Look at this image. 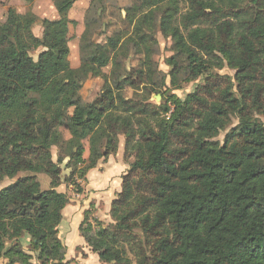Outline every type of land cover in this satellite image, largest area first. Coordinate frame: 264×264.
<instances>
[{
    "label": "trees",
    "instance_id": "trees-1",
    "mask_svg": "<svg viewBox=\"0 0 264 264\" xmlns=\"http://www.w3.org/2000/svg\"><path fill=\"white\" fill-rule=\"evenodd\" d=\"M76 1L53 0L59 18L42 21L41 37L32 33L33 14L10 8L0 23V183L30 172L0 189L4 264H35L17 242L23 233L40 264H66L58 226L69 198L57 188L80 191L78 180L116 151L120 134L124 155L134 159L121 174L111 223H91L86 210L78 227L100 261L264 264V123L257 117L264 113V0H140L125 8L132 32L122 42L117 34L92 47L85 21L73 68L66 29ZM157 12L159 31L173 42L167 75L153 60ZM128 42L142 60L120 75L116 55ZM37 47L44 50L34 59L29 50ZM109 64V82L84 102L82 76ZM225 66L232 79L212 73ZM182 69L204 83L151 104ZM138 84L140 99L123 97L125 85ZM232 116L237 123L225 131ZM63 164L71 169L64 179ZM38 173L49 177L46 189Z\"/></svg>",
    "mask_w": 264,
    "mask_h": 264
},
{
    "label": "rangeland",
    "instance_id": "rangeland-1",
    "mask_svg": "<svg viewBox=\"0 0 264 264\" xmlns=\"http://www.w3.org/2000/svg\"><path fill=\"white\" fill-rule=\"evenodd\" d=\"M140 0H103L101 8H89L91 0H77L72 8L68 12V19L70 22L67 24L66 34L68 38V46H69V56L68 60L70 66L76 68L80 64V39L81 34L84 31V23L88 21L91 25L90 28V41L92 47L97 44H105L111 36L120 35L123 36L121 38V42L127 36H131L132 26L127 23L125 19L126 12L125 8L138 2ZM182 8H184V4L181 2ZM12 8L18 14L27 15L33 14L35 16V21L32 25V33L36 37L42 36L43 23L42 21L47 20H55L59 18V15L55 9L53 0H0V23H4L7 18L8 10ZM160 12H157L156 16V26L154 29V36L157 39L158 45L155 47V53L153 56V60L156 64L158 71L161 74L167 75L171 68L166 64V60L174 54L173 50V42L169 37L163 36L159 31L158 20H159ZM121 44V43H120ZM44 50L43 47L32 48L29 50V55L34 59L37 58V55ZM113 53L110 51V55ZM142 56L140 53L135 51L133 45L128 42L127 46L123 48L122 51H119L116 55V59L119 62V74L125 72H130L133 69L139 68ZM182 67H184V59L180 61ZM111 65H107L102 69L93 71L88 70L81 79V89L80 94L84 102L90 103L94 101L102 92V89L105 83L109 79L105 81V77L110 73ZM212 73H219L221 76H229L231 79L234 76V70L225 66L221 69H213ZM203 78V77H202ZM198 78L196 80H187L183 69L177 74V78L175 83H171L169 77H166V83L162 88L160 93L152 94L149 98V102L155 106L162 105L166 99L174 100V98H182L187 92L193 90L197 85L203 84V79ZM119 79L121 77L119 76ZM142 85L131 86L125 85L122 90V95L126 99H137L139 94L142 92ZM172 109V107H171ZM165 115V114H164ZM257 117L264 123V113L258 114ZM237 123V118L232 116L228 121L226 126V130L228 131L232 126ZM224 133H221L218 136L219 140H222ZM64 137L67 138L68 134L64 132ZM85 152L84 158L86 159L88 156L87 142L84 141ZM57 154V149L54 147L52 149V157L55 160ZM110 158H114L117 161L121 162V173H124L128 170L129 164L134 159L133 156H125L124 155V135L118 136V146L116 151L110 156ZM65 159L64 162H66ZM108 157L106 160L102 161L100 166H103V163H107ZM81 166V165H79ZM82 165L81 167H83ZM62 167L61 178H66L70 173V168H65L64 164ZM94 169V168H92ZM95 174L96 171H91ZM100 172L99 177H95L93 179H88L86 181L88 189L95 190L94 188L100 183L104 184L108 183V189L112 188L116 182L119 181V176H114V170L111 172L103 171ZM30 174L28 171L19 172L14 178H5L0 183V189L11 182H13L16 178L22 177L24 175ZM114 176V177H113ZM38 181L40 183L41 189H46L49 185V177L43 173L37 174ZM83 178L81 181L80 191L76 190V186L68 185L66 186L64 183H61L58 186V190L65 191L67 194L69 201L67 203L66 208H69V205L75 206L76 210L72 207V212L66 211L64 217L58 226V235L61 238V241L65 248V261L66 264H106L100 259H96L89 255L90 249H88L84 240L80 237L78 233V223L82 221L83 211L87 208H91L94 213V206L96 207V214L103 220H105L104 225H108L111 223L109 215L106 211V207L103 205V202H100L99 198H93V202L88 203V197L83 195V189L85 190L86 185L83 182ZM97 183V184H95ZM80 185V184H79ZM76 212V214L74 213ZM78 218H77V216ZM81 217V218H80ZM84 217V214H83ZM110 220V221H109ZM109 221V222H108ZM60 227V228H59ZM72 235V237H70ZM77 239V240H76ZM76 240V241H75ZM17 242L20 244L21 248L30 254L31 261L35 264H40L39 261L35 259L36 253L33 251L32 245L30 243L29 237L23 233L18 239ZM66 242L68 246L66 245ZM79 246H74V245ZM82 244V245H80ZM81 248H84V251L79 253ZM76 251V252H75ZM97 255L96 253H93ZM7 260L5 258H0V264H4ZM47 264V263H46Z\"/></svg>",
    "mask_w": 264,
    "mask_h": 264
},
{
    "label": "crops",
    "instance_id": "crops-1",
    "mask_svg": "<svg viewBox=\"0 0 264 264\" xmlns=\"http://www.w3.org/2000/svg\"><path fill=\"white\" fill-rule=\"evenodd\" d=\"M110 156H112V155H110ZM110 156H108V161H107V163H103V166L101 167L100 165L102 164V163H100L99 161L97 162V164H96V166L94 167V169H89L87 172H86V174H85V177L83 178L84 180H83V182H85V185H86V188H85V190L83 189V192H84V194L83 195H85V196H87L88 198V203H91V201L93 200V198H99V200H100V202H103V205L106 207V211H107V213H108V215H109V218L111 219V217H110V214H109V212H110V206H111V202H112V200L113 199H115L116 198V195L119 193V191L121 190V162L120 161H117L116 159H114V158H110ZM100 160H102V161H104V160H106V159H104V158H101ZM92 170H94V171H96L95 172V174H93L91 171ZM112 170H114L115 172H114V176L115 175H117V176H119L120 178H119V181L120 182H116L115 181V184H114V186L112 187V188H110V189H108L107 187V185H108V183L107 184H104L103 182H100L94 189L95 190H91V189H88V186H87V183H86V181L88 180V179H93V178H95V177H99L100 176V172L101 173H104L103 171H108V172H111ZM113 176V177H114ZM116 177V176H115ZM81 179H79L78 180V183L80 184V188H81V181H80ZM95 184H97V183H95ZM82 189V188H81ZM59 191H61V190H59ZM62 192H65V191H62ZM93 202V201H92ZM67 206V205H66ZM66 206L62 209V217H64V214H65V212L66 211H69V212H72V207L76 210V207L75 206H71V205H69V208L67 209L66 208ZM94 208V213H93V211H91L92 209L91 208H87V209H85L84 211H83V214H84V212L86 211V210H89L90 211V215H89V221L91 222V223H93L94 224V219H97V220H99V221H101V222H105V220H103V219H101L97 214H96V207L94 206L93 207ZM74 213L76 214V212L74 211ZM83 214H82V219L81 220H83ZM77 216V215H76ZM77 218H78V216H77ZM81 218V217H80ZM110 221V220H109ZM108 221V222H109ZM80 223L82 222V221H79ZM106 223V222H105ZM78 227H79V223H78ZM60 228V227H59ZM78 233H79V231H78ZM80 235V234H79ZM70 237H72V235L70 236ZM81 237V236H80ZM82 238V237H81ZM83 239V238H82ZM77 240V239H76ZM75 240V241H76ZM84 240V239H83ZM85 242V241H84ZM66 245L68 246V244H67V242H66ZM80 245H82V244H80ZM84 246L85 245H87L86 243L85 244H83ZM74 246H79V245H74ZM88 247V246H87ZM88 249H90L89 247H88ZM84 251V248H81V250H80V252L79 253H81V252H83ZM76 252V251H75ZM92 252L93 251H91V249H90V251H89V255H91L92 257H95L96 259H99L98 258V256L97 255H94V254H92ZM94 253V252H93Z\"/></svg>",
    "mask_w": 264,
    "mask_h": 264
}]
</instances>
